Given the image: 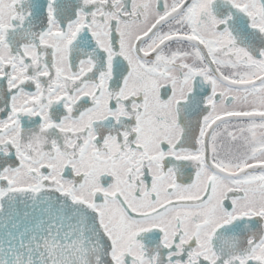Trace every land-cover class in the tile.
I'll return each instance as SVG.
<instances>
[{
  "label": "snow or ice",
  "instance_id": "1",
  "mask_svg": "<svg viewBox=\"0 0 264 264\" xmlns=\"http://www.w3.org/2000/svg\"><path fill=\"white\" fill-rule=\"evenodd\" d=\"M0 264H264V0H0Z\"/></svg>",
  "mask_w": 264,
  "mask_h": 264
}]
</instances>
